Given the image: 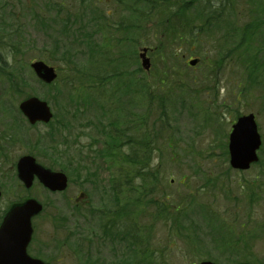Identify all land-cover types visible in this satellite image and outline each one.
<instances>
[{
  "label": "rangeland",
  "instance_id": "374dc122",
  "mask_svg": "<svg viewBox=\"0 0 264 264\" xmlns=\"http://www.w3.org/2000/svg\"><path fill=\"white\" fill-rule=\"evenodd\" d=\"M100 1L97 7V0L85 4L80 0H0V60L6 62L4 68L0 66V216L21 198L41 202L44 210L34 219L37 230L29 250L53 264H192L201 260L264 264V174L251 188L264 167V81L261 88L242 91L246 86L243 65L227 59L221 64L220 54L200 38L193 49L206 51L209 63L184 64L180 69L169 60L167 75H173V86L167 82L161 89L152 88L158 94L147 97L146 84L163 77L167 66L159 58L160 76H156L157 60L148 51L150 70L136 72L134 94L126 93L133 68L142 65V46L137 48L139 60L134 61L128 41L120 49L109 50L113 41L117 45L122 24L138 7L134 0ZM65 20L70 28L67 39L62 36ZM157 20L141 36L149 49L159 40L153 28ZM83 33H94L90 45L101 59L94 68L85 64L88 48ZM57 39L74 45L61 43L52 56L55 63L48 62L58 71L51 89L38 82L30 64L50 56ZM165 46L168 51L179 45ZM180 47L182 53H191L190 43ZM64 51L72 57V69ZM112 57L118 59V66L112 62V68L106 69L112 77L101 83L97 66ZM212 63H217L215 69L209 68ZM172 66L177 68L170 72ZM50 89L60 93L50 96ZM32 94L48 96L58 108H65L58 109L48 99L56 115L52 128V124L31 127L19 112L20 102ZM72 99L79 102L77 106ZM156 106L160 109L155 110ZM238 112L256 114L263 138L261 164L248 171L230 167L225 152ZM146 134L155 150L149 182L138 176L130 183L121 173L119 157L104 160L99 156L107 145L124 155L128 138L146 147ZM112 137L119 139L111 144ZM166 139L173 140V150L179 153L175 162L164 151ZM120 142L126 143L123 148ZM26 154L66 172L68 188L50 193L37 181L31 189L25 188L17 178L16 163ZM143 156L146 160L147 155ZM240 182L247 189L240 188Z\"/></svg>",
  "mask_w": 264,
  "mask_h": 264
},
{
  "label": "trees",
  "instance_id": "16d2710c",
  "mask_svg": "<svg viewBox=\"0 0 264 264\" xmlns=\"http://www.w3.org/2000/svg\"><path fill=\"white\" fill-rule=\"evenodd\" d=\"M87 1L88 0H80L81 4H85ZM134 2L138 7L136 9V12L135 14H133L132 18L129 21H126L124 22V24H122L123 36L118 34L117 45L114 44L113 41L112 46H110L109 52L113 48L120 49L121 43L123 41H128V43H130L129 47L133 46V48L130 47V56H132L133 61L136 59L139 60V56L137 55V48L139 46H142L141 48L148 47L145 46L148 43H144L141 38V36L143 35V30L147 29L149 27V24L154 19H158L156 27L153 28L154 35L157 36V34H159L160 42L159 40H157L153 49L150 48L149 52L152 57H156L157 61L154 62L155 69H157L156 67L159 62V58L167 66L165 74H162L163 77L154 79L150 82V84H146L148 87L146 90L147 97L152 96L153 93H155L156 95L158 94V90L154 89L156 92H153L152 88L160 86L159 89H161L163 85H166L168 83L170 87L173 86V84H171L174 79L173 75H167L169 73V60L175 61L178 64L177 67H179L180 69L187 66L185 60L190 55H195L205 63H209L206 51L196 52L193 49L194 47L199 45V42H201L200 38H203L205 40V43L207 44L211 43L212 46L209 47H214V49L220 54V60L222 61L221 64L226 63L228 60V62H232L235 65H243L242 70H244L243 73H245L246 76H244L246 86L242 89V91L248 90L249 92V90L253 91L254 89L263 87L260 83L262 80L264 81V0H134ZM63 3L65 2L63 1ZM99 3L101 4L102 2L100 0H97L94 5L99 7ZM107 3L108 2L106 1V4ZM128 8L131 9L132 7L128 6ZM89 10L92 12H96V10L93 8H89ZM244 19H248V21H245ZM40 21H42L43 24L45 23L42 19ZM65 21L66 23L63 26L62 36L64 33V37L65 39H67V34L70 33V28L67 27V20ZM95 21L96 19H93L90 24L94 23ZM197 23H199V25H197ZM201 33H203V36L201 35ZM16 34H18V31L16 32ZM127 34H132L133 36H128ZM62 36H60V38L63 39ZM81 36L85 41L84 44L88 48L85 56L88 59V62L86 61L85 64H87L88 66L92 65V67L94 68V64L96 65V62L101 60L99 59L100 54L95 53L94 47L90 45V40L94 38V33H83L81 34ZM76 39L78 41V38ZM66 41L57 39L55 48H51L52 54L50 56L43 55V57H45V60L47 62L55 63L53 62L52 56H54L56 51L59 50L61 43L68 46L74 45V42ZM186 42L190 43L191 45L190 54L182 53L180 44ZM176 43H178L179 45L176 50L164 51V48L166 47L165 45H175ZM82 53L83 52L81 51L80 53H78V55L76 54L75 68L77 61H80L78 56L82 55ZM129 53L128 51L126 52V57ZM65 55L66 52L64 51L63 56ZM74 57L75 56L73 55V58ZM64 58L66 59L65 61L71 64L72 69V66H74L72 57L65 56ZM0 62H2L0 66L4 68V64L6 62H4L3 60H0ZM112 62H114L118 66V59L113 57L112 59H107L104 62L105 65L103 64L104 66H101V64L100 66H97V69H99L97 78L101 83L106 82L110 77H112L110 76L111 74L106 71V69L112 68ZM184 64L186 66H184ZM209 65L210 69H215L217 63H212ZM177 67L172 66V70H170V72L174 71V69ZM141 71L142 67L140 65H136L133 68V76H130V86H126V93L129 92L130 94H134V92L131 91V86L135 85L134 74L136 72H138L139 74ZM247 73H249L248 76ZM155 75L160 76L158 69L155 72ZM254 83L256 84V87L253 86ZM54 87L55 86H52L51 89H53ZM51 89L49 92L50 96L51 93H53L54 95L60 93V90L51 91ZM16 90L19 93L21 92L18 87H16ZM242 91H240V93H242ZM46 98L49 99L48 96ZM83 98L84 96L82 97V99ZM86 98H88V96ZM72 101L76 106L79 103L75 102L73 99ZM51 102L58 108V105L54 99L51 100ZM58 109L63 108H61L60 106V108ZM159 109L160 107H155V110ZM63 110H65V108ZM170 111L171 113H174L172 109ZM119 114L121 115L122 113L119 112ZM122 120H124V118ZM53 124L52 126H50V128L53 127ZM152 124L154 125V131H156L157 129L155 127V123L152 122ZM63 125H67L66 122L63 123ZM65 131L67 130H64L63 132ZM120 136L124 138L123 135ZM147 136L148 135L146 134V147L143 142H137L133 138H128V145L124 146L129 148L124 155H121L120 152L118 153L116 151L117 149L113 148L112 146L107 145L105 149L100 151L99 156L104 160H108V158H112L114 160L115 158L119 157L117 162L120 164V168L122 171L121 173L123 174L124 178L129 179L130 183L134 178L138 176H141L142 179H145L149 182L150 177H153L150 170H152L153 167L152 151L155 150L153 149L152 144L148 142L149 139ZM110 139L112 141L114 137ZM118 139L119 138L116 137L111 144L115 143ZM122 141L124 140L122 139ZM165 141L166 143L164 151H169L171 153V162H175L178 159L179 153L173 150V140L166 139ZM122 144L126 143L120 142V148H123ZM225 152L228 154L227 146ZM143 153L147 155L146 160L143 159ZM159 155H161V151ZM149 157L151 158L148 159ZM260 164L261 161L259 162V165ZM259 173L264 174V167H262V169H259ZM162 211L166 212L164 207H162Z\"/></svg>",
  "mask_w": 264,
  "mask_h": 264
},
{
  "label": "water",
  "instance_id": "95a60500",
  "mask_svg": "<svg viewBox=\"0 0 264 264\" xmlns=\"http://www.w3.org/2000/svg\"><path fill=\"white\" fill-rule=\"evenodd\" d=\"M142 64L146 69L150 68V59L146 53L141 54ZM197 59L190 61L195 65ZM39 79L45 83H52L57 73L54 67L42 60L31 64ZM20 109L29 119L31 124L38 121L49 122L53 112L46 100L37 96H31L20 104ZM261 145V137L258 133L254 114L240 117L233 125L230 136L229 151L231 165L234 168L247 169L251 163L258 160L257 149ZM18 174L27 187L32 185V180L37 174L40 180L52 190H64L67 187V176L63 172H54L46 169L36 162L31 155L23 156L18 161ZM42 210V205L29 199L16 205L7 213L0 227V264H50L41 259L33 258L27 253V246L32 235L31 220L34 215ZM200 264H215L202 262Z\"/></svg>",
  "mask_w": 264,
  "mask_h": 264
},
{
  "label": "flooded vegetation",
  "instance_id": "af4514ba",
  "mask_svg": "<svg viewBox=\"0 0 264 264\" xmlns=\"http://www.w3.org/2000/svg\"><path fill=\"white\" fill-rule=\"evenodd\" d=\"M0 225H1V223H0Z\"/></svg>",
  "mask_w": 264,
  "mask_h": 264
}]
</instances>
